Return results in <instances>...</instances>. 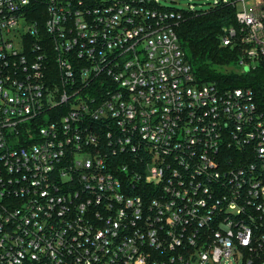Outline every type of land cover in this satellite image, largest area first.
<instances>
[{
    "label": "built area",
    "instance_id": "obj_1",
    "mask_svg": "<svg viewBox=\"0 0 264 264\" xmlns=\"http://www.w3.org/2000/svg\"><path fill=\"white\" fill-rule=\"evenodd\" d=\"M240 1L223 45L243 71L264 0ZM183 19L158 0H0V264H264V114L196 82Z\"/></svg>",
    "mask_w": 264,
    "mask_h": 264
},
{
    "label": "trees",
    "instance_id": "obj_2",
    "mask_svg": "<svg viewBox=\"0 0 264 264\" xmlns=\"http://www.w3.org/2000/svg\"><path fill=\"white\" fill-rule=\"evenodd\" d=\"M237 8L220 2L209 10L184 12L177 29L187 62L200 85L214 83L222 90L249 89L264 114V57L248 71H227L241 58L240 46H224V28L237 26Z\"/></svg>",
    "mask_w": 264,
    "mask_h": 264
},
{
    "label": "rangeland",
    "instance_id": "obj_3",
    "mask_svg": "<svg viewBox=\"0 0 264 264\" xmlns=\"http://www.w3.org/2000/svg\"><path fill=\"white\" fill-rule=\"evenodd\" d=\"M226 3H236V8L241 9L243 4L240 0H158L162 7L173 8L183 12H190L192 10H209L212 7L216 6L217 3L220 2ZM228 72L229 71H239L241 72L240 68L237 66L227 67L225 68ZM243 72V71H242ZM233 264H243V260L241 259L239 263L233 261Z\"/></svg>",
    "mask_w": 264,
    "mask_h": 264
},
{
    "label": "water",
    "instance_id": "obj_4",
    "mask_svg": "<svg viewBox=\"0 0 264 264\" xmlns=\"http://www.w3.org/2000/svg\"><path fill=\"white\" fill-rule=\"evenodd\" d=\"M245 70L248 71L249 69L246 68Z\"/></svg>",
    "mask_w": 264,
    "mask_h": 264
}]
</instances>
